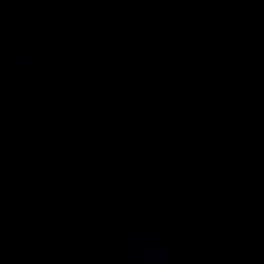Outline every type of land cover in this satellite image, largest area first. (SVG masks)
Segmentation results:
<instances>
[{
	"label": "water",
	"instance_id": "obj_1",
	"mask_svg": "<svg viewBox=\"0 0 264 264\" xmlns=\"http://www.w3.org/2000/svg\"><path fill=\"white\" fill-rule=\"evenodd\" d=\"M0 264H264V0H0Z\"/></svg>",
	"mask_w": 264,
	"mask_h": 264
}]
</instances>
